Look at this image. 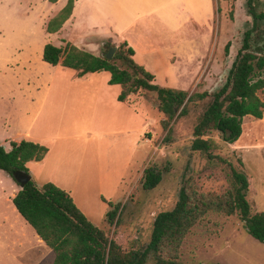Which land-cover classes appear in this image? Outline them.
Listing matches in <instances>:
<instances>
[{
    "label": "rangeland",
    "instance_id": "1",
    "mask_svg": "<svg viewBox=\"0 0 264 264\" xmlns=\"http://www.w3.org/2000/svg\"><path fill=\"white\" fill-rule=\"evenodd\" d=\"M221 4L219 29L225 26L226 35L219 38L217 53L203 78L192 87L190 74L171 80L189 94L211 92L223 84L243 33L252 25L246 0ZM256 9L264 10V0L257 1ZM55 11L56 6L49 0H0V145L8 149L9 142L4 140L8 138H39L51 156L44 166L29 164L32 180L39 186L57 180L86 217L123 250L142 249L150 239L154 217L173 208L179 189L188 178H193L203 192L221 194L229 190L231 168H243L238 162L240 153L216 131L208 134L215 141L212 153L216 158L208 159L191 149L193 126L201 115L203 102L190 103L188 114L175 118L167 134L160 125L163 116L155 106L156 93L147 90H139L132 100L143 104L141 124L137 119L134 125L127 109L126 113L115 111V120L92 124L94 113L97 116L99 110L110 115L113 108L106 105L93 109L90 102H85L90 100L87 96H62L61 89H77V85L67 84L73 70L56 68L43 61L39 53L44 44L51 43L46 25ZM261 26L264 27V20ZM103 30H85L84 35L90 36L84 38L82 49L95 55L107 54L110 48L104 47L106 39L97 37ZM62 35L68 39L51 37L60 47L80 42L69 32ZM227 42L230 46L225 55L223 47ZM101 74L100 82L108 75L106 71ZM161 82L158 79L155 84L163 85ZM80 98L83 102H79ZM259 120L244 116L238 140L246 138L249 126L256 136L264 138V123ZM148 125L150 130L146 132ZM147 166L157 167L162 173L160 183L148 191L140 183ZM244 171L251 184L247 198L254 202L252 212H256L264 201L260 187H255L259 167H245ZM0 187V264H51L53 253L44 243L37 244L33 229L22 222L10 200L19 185L1 170ZM103 199L119 205L112 224L106 222L109 206ZM179 258L184 264H264V243L248 234L237 215L210 211L186 234ZM146 264H152L151 260Z\"/></svg>",
    "mask_w": 264,
    "mask_h": 264
},
{
    "label": "trees",
    "instance_id": "2",
    "mask_svg": "<svg viewBox=\"0 0 264 264\" xmlns=\"http://www.w3.org/2000/svg\"><path fill=\"white\" fill-rule=\"evenodd\" d=\"M57 0H49L55 3ZM258 0H246L247 13L252 25L243 33L241 46L233 60L225 81L214 91H194L170 88L155 84L154 76L132 59L133 49L125 42L115 44L105 40L104 47L116 46L110 59L95 55L71 43L58 47L46 43L42 60L60 64L76 71L77 76L88 72L107 71L109 84L121 88L118 101L126 102L139 90L156 93L155 106L162 114L160 125L167 134L175 118L189 112V104L203 102L201 115L193 126L191 149L216 158L212 153L215 141L208 137L212 131L220 134L226 143L236 141L242 132L244 116L262 118L264 113V10L257 11ZM74 0L48 20L46 31L57 32L70 17ZM230 43L223 47L228 55ZM48 148L30 140L10 141L9 148L0 145V170L14 179L21 171L29 177L23 187L11 197L12 204L37 236L53 253L51 264H184L179 258L180 246L190 229L208 212L237 215L253 238L264 243V211L252 212L247 198L249 181L244 169L231 168V187L224 193L203 192L193 178H188L179 189L173 208L160 211L152 222L150 239L142 249L123 250L120 244L108 237L104 229L94 225L77 207L71 195L52 182L37 186L32 180L27 162L39 161ZM239 164L243 167L241 159ZM162 173L154 166L144 168L141 176L143 190L154 189ZM18 184V183H17ZM107 202L106 222L112 224L118 204Z\"/></svg>",
    "mask_w": 264,
    "mask_h": 264
},
{
    "label": "crops",
    "instance_id": "3",
    "mask_svg": "<svg viewBox=\"0 0 264 264\" xmlns=\"http://www.w3.org/2000/svg\"><path fill=\"white\" fill-rule=\"evenodd\" d=\"M222 2L227 4V0H74L70 17L57 32H47L48 36H50L48 40L51 44L60 47V45L54 43L51 37L60 36L67 38L62 35L66 31L72 35H76V39H80V42L78 41V44L75 46L82 48L84 38L90 36L84 35L85 30L91 31L102 27L105 30L102 31L101 36L97 37L106 40L113 39L116 44L125 42L134 51L132 55L134 62L141 65L154 76V83L159 79L163 81L161 82L163 85L160 86L180 89L177 84H172L171 80L190 74L192 75V87L197 85L195 81L203 78L208 65L217 53L219 38L222 35H226L225 26L221 28V31L219 29L218 9L221 8ZM65 3L66 0L55 2L56 11L50 18ZM225 9L223 8V14ZM43 46L39 51L41 55ZM55 67L64 66L57 64ZM67 69L73 70L71 68ZM101 72H88L82 76H77L76 71L73 70L68 75L67 84L77 85V89H61V95L87 96L90 100L86 99L85 102H90L93 109L106 105H110L113 108L114 112H110V115H105L99 110L97 116L94 113L92 120L90 119L92 124L105 119L109 122L115 120L113 117L115 116V111L122 110L126 113V109L130 112L129 119L134 122V125H136L137 119H139L141 124L143 119V104L140 100L132 101L136 94L130 95L126 102L118 101L117 96L121 90L120 86L108 83L110 74L107 71L108 75H104L103 80L100 82L98 78H101ZM94 83L96 86H93ZM114 86H119V89H115ZM110 89L113 90L112 93H109ZM79 102H83L82 98L79 99ZM259 119L257 122L264 123V113L262 118ZM250 129L251 127L249 126L244 140L239 141L238 138L231 143V146L240 153L243 169L245 167L254 168L255 165L259 167L260 177L257 179L255 187H260L259 191L261 190L264 196V164L260 162L264 161V138L256 136ZM136 130L137 128H135ZM149 130L150 127L148 125L146 132ZM23 139L45 145L39 138L34 136ZM4 140L10 142L22 139L15 140L8 138ZM4 140L2 142H5ZM50 156L51 153L48 148L47 153L41 160H31L26 165L28 168L31 163L44 166L48 164ZM257 162H260V165ZM30 174H32L31 171ZM53 182L56 185L57 180L53 179ZM250 185L249 181L248 191H250ZM81 187H84V185ZM15 193L10 196V200ZM252 203L254 202L252 201ZM260 209L259 211H264V201L261 202ZM16 212L22 219V222L29 225L17 210ZM30 228L33 229L31 226ZM34 238H37V244L44 243L36 233Z\"/></svg>",
    "mask_w": 264,
    "mask_h": 264
},
{
    "label": "water",
    "instance_id": "4",
    "mask_svg": "<svg viewBox=\"0 0 264 264\" xmlns=\"http://www.w3.org/2000/svg\"><path fill=\"white\" fill-rule=\"evenodd\" d=\"M116 46H113L109 49L108 53L105 54V57L107 59H110L114 53V50H115ZM14 179L16 180V182L18 183L19 187H23L24 184L27 183V181L29 180V177L24 175L21 171H16L14 173Z\"/></svg>",
    "mask_w": 264,
    "mask_h": 264
}]
</instances>
